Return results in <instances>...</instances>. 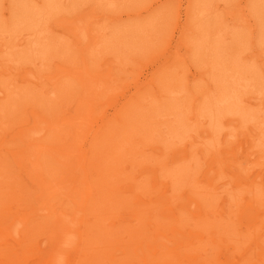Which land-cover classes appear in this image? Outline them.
<instances>
[{
    "label": "bare ground",
    "instance_id": "bare-ground-1",
    "mask_svg": "<svg viewBox=\"0 0 264 264\" xmlns=\"http://www.w3.org/2000/svg\"><path fill=\"white\" fill-rule=\"evenodd\" d=\"M46 2L50 6L54 0ZM200 6L199 15L210 21L209 17L214 16L218 6L215 3ZM197 15L186 13L185 32L197 35L202 31ZM95 29L94 32L91 27L81 28L77 35L89 38L96 45L111 41L106 30ZM144 29L146 31L141 34L148 38L142 40L138 34L139 43L123 46L127 50L140 51L137 59L151 54L157 45V40L151 41L154 37L147 30L153 28L145 26ZM160 32L156 28L155 33ZM207 33L204 41L208 38ZM34 35L41 39L46 37L43 30ZM30 36L24 33L17 44L30 40ZM182 42L195 56L198 55L202 43L194 37H183ZM1 44L4 46L6 42ZM94 51L93 48L90 58L97 60L93 57ZM178 62L184 65L189 59L186 57ZM107 64L111 71L108 76H114V69L120 65ZM217 65L224 67L225 64L214 67ZM240 67L238 65L230 77H213L217 82L216 89L210 88L214 96H210L209 102V96L202 98L198 106L200 111L209 110L195 113L200 120L199 116H203L205 126H201L196 135H188L187 138L194 135L188 143H185L187 138L183 132L185 125L192 121L186 115L197 109L195 102L199 97L192 91V110L189 106L181 110L177 104L181 96L175 95L177 90L165 89V82L159 83L161 77L155 72L149 77L153 93L132 96L111 117L104 116L105 113L94 117V113L100 97L109 94L112 87L103 90L101 84H85L82 91L75 92L72 87H62L63 99L67 100L63 104L70 105L71 111L54 117L53 110L52 120L43 115L39 126L34 125L37 132L45 129L46 123L48 127L58 124L52 137L36 142L38 157L64 154L72 145L84 147L85 161L81 166L86 172L85 185L61 186L59 174L49 179L50 168L45 170L41 164L46 186H40V193H33L22 184L21 176L13 173L24 164V158L13 156L16 152L13 148L1 147L0 264H30L33 261L30 258L35 253L40 254L45 243L50 249L41 253L37 264H68L64 256L67 249L73 247L77 250L73 253L76 258L70 259V264H264V83L258 82L262 71L256 69L253 60ZM210 71L211 68H207L204 73ZM123 86L118 85V92ZM0 91L7 96L0 105V110L6 112L12 96L2 88ZM163 91L167 93L163 94ZM52 92L56 98L60 94L55 90ZM58 98L60 102L63 100ZM31 102L28 100L18 106V112L22 114ZM171 103H174L173 108ZM49 105H53L52 100ZM37 106L39 109L40 102ZM38 109L32 110L39 114ZM74 129L80 130L79 136L73 137ZM46 134L47 130L39 137L45 138ZM237 134L245 137L234 148L229 144L218 149L219 144L214 142L220 138L225 143L227 140L224 139L231 137L230 141L235 143ZM18 137L21 136H13L11 140ZM155 139L163 142L156 148L161 156L155 159L139 156L141 160L136 163L137 151ZM197 143L206 148L200 146L196 151L193 144ZM230 148L232 155L228 151ZM76 153L66 158L69 166L77 159ZM56 161L58 166L63 162L58 158ZM146 162L154 168L147 170L150 166L144 164ZM170 165L175 166L171 169ZM27 171L25 166L24 174ZM76 196L82 206L80 215L66 219L62 202H74ZM35 198L42 199L41 205H34ZM52 207L56 208L53 214ZM38 210L42 211V216ZM50 215L54 216L55 222L50 220ZM76 222H80L81 229L80 237L75 239L69 224Z\"/></svg>",
    "mask_w": 264,
    "mask_h": 264
},
{
    "label": "rangeland",
    "instance_id": "rangeland-1",
    "mask_svg": "<svg viewBox=\"0 0 264 264\" xmlns=\"http://www.w3.org/2000/svg\"><path fill=\"white\" fill-rule=\"evenodd\" d=\"M156 1L159 0H54V3L48 6L46 0H0V88L12 96V102L6 112L0 110V148H13L16 151L13 156L24 158V164L16 168L13 173L21 176L22 184L29 188V191L40 193V186H46L42 179L41 164L45 166V170L50 168L49 179H53L59 174L58 178L62 180L61 186L66 187L71 184L70 188H73L80 184L85 185L83 182L87 178L86 172L81 166L85 161L84 147L72 145L69 146L68 153H53V155H48L49 157L46 155L38 157L36 142H42L43 139L47 140L52 137L53 133L58 130V124L48 127L46 123L44 124L45 129H38L37 132L33 129L34 125L37 123L39 126L40 121L44 119L43 115L47 120H52L51 112L53 110V113L56 114L54 117L59 116L60 113L66 114L71 111L70 105H64L67 100L63 99L65 95L64 90L60 91L62 87H72L73 92L82 91L85 84L94 86L101 84L100 88L103 90L112 87L109 94L100 97V104L94 113V117L103 113H105L104 116L111 117L117 114L123 104L132 96L153 93L149 77L155 72L161 77L159 83L165 82L163 85L165 89L175 88L177 90L175 95L181 96L177 102L181 110L188 106L192 107V91L199 97L195 102L197 109L192 110L191 108L192 111L186 115L192 122L186 124V121L183 120L186 124L183 133L187 138L190 134L196 135V132L201 131V126H205L202 122L203 116H199L200 120L195 117V113L198 111L207 113L209 110L200 111L198 106L202 103V98L209 96L207 98L209 102L210 96H214L211 94L210 88L216 89L215 78L217 76L224 79L233 73L238 65L240 67V64L245 65V62L253 60L257 66L256 69L262 71L258 82L259 84L264 83V0H229L228 2L227 0H160L150 10H147ZM203 3H215L218 6L214 10V16L209 17L210 21L199 15V11H202L200 5ZM186 13L188 15L190 13L198 14V23H202L200 27L202 31H199L197 35L184 31ZM153 17L154 21L152 22ZM154 22L156 25L153 24ZM145 26L153 28L147 30L154 37L151 41L157 40V45L151 54L146 53L141 59H137L136 56L140 51L134 48L127 50L123 46L126 43L134 45L139 43L137 35L146 31ZM88 27L94 29V32L95 28H99L101 31L106 30L105 33L108 32L107 36L111 41L96 45L94 41H89V38L77 35L81 28ZM156 28L159 29V32L161 31L160 34L155 33ZM40 30L46 33V37L43 39L34 35ZM143 30L145 31L143 32ZM205 32H208V38L204 41ZM24 33L31 35L28 37L30 40L17 44ZM141 37L142 40L148 38L143 34ZM183 37L191 39L194 37L198 43H202L198 55L195 56L194 52L183 44ZM2 42H6V45L1 46ZM93 48L96 50L93 57L94 59L98 58L97 60L90 58ZM160 52L163 53L155 57ZM51 56L52 58L49 60ZM186 57H188L189 63L182 65L178 62ZM70 61L72 62L69 63ZM107 63L120 65V67L113 68L114 76H108L111 71ZM220 63L225 64L224 67H222L223 65L214 67ZM207 68H211V71L205 74L204 71ZM136 76L137 79L134 80ZM213 77L215 78L213 79ZM231 79L229 80L231 81ZM121 84L124 86L118 92L117 87ZM149 87L151 88L148 89ZM261 88L259 87V89ZM51 90L60 93L58 97L63 100L60 102L58 97L57 100ZM114 92L118 93L113 95ZM162 93L166 94L167 92L163 91ZM32 94L34 95L32 96ZM6 97L0 91V105L6 101ZM54 98L56 101L53 100ZM28 100L32 102L26 105L27 109L22 114L19 113L18 106L20 107ZM51 100L52 106L49 105ZM38 102H40L39 109L37 108ZM173 105L174 103L170 104L172 108ZM32 109H38L40 113L35 114ZM262 116L264 117V112ZM8 123L12 125L8 126ZM2 127L5 128V131L2 130ZM46 130V137L40 138L39 136H42ZM79 131L74 129L73 137L79 136ZM17 135L21 137L11 140L13 136ZM193 136L184 142H190ZM244 137V135L237 134L238 140L235 143L230 141L231 137L223 138L224 141L227 140L225 143L220 138L214 142L219 144L218 149L225 148L229 144L233 147L235 144H239V141ZM159 141V139H155L143 146L144 149L138 150L135 154L138 156L136 163L141 160L139 156L159 158L161 153L156 148L163 144ZM193 146L196 151L200 146L206 148L205 145H199V143L193 144ZM231 149L228 150L230 155H232ZM18 151L22 153L17 155ZM75 151H77L76 158L78 160L74 159V163L69 166L66 158ZM70 157L72 156L70 155ZM57 158L63 160L60 166L57 165ZM12 160L14 159L10 156V161ZM144 164L150 166L146 167L147 170L154 168L148 162ZM25 166L28 169L27 174H24ZM170 166L172 169L175 165ZM65 170L70 174L65 173ZM154 179V184H156V177ZM61 196L66 198L64 193H61ZM79 199V196H76L74 202H62L65 207L66 219L70 216L72 218L79 217L80 209H82ZM34 202V205H41L42 199L35 198ZM55 209L52 207V214ZM37 213L42 216V211L38 210ZM50 216V220L55 222L54 216ZM59 221L61 222L62 218ZM69 226V230L74 233V238H79L80 222L69 224ZM77 244L78 240L75 246ZM49 249V244H43L40 254L35 253L30 258L33 260L30 264H37L39 257L41 259V253ZM75 251L77 250L74 247L67 249L64 258L68 264H70V259L76 258L73 256Z\"/></svg>",
    "mask_w": 264,
    "mask_h": 264
}]
</instances>
